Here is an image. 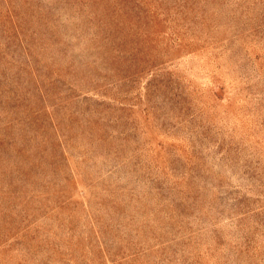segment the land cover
Returning <instances> with one entry per match:
<instances>
[{"label": "rangeland", "instance_id": "1", "mask_svg": "<svg viewBox=\"0 0 264 264\" xmlns=\"http://www.w3.org/2000/svg\"><path fill=\"white\" fill-rule=\"evenodd\" d=\"M0 264H264V0H0Z\"/></svg>", "mask_w": 264, "mask_h": 264}]
</instances>
